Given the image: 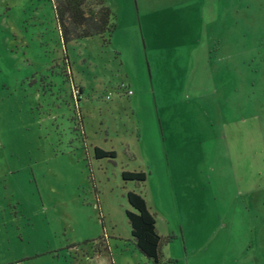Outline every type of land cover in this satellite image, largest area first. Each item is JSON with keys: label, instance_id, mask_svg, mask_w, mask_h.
<instances>
[{"label": "rangeland", "instance_id": "obj_1", "mask_svg": "<svg viewBox=\"0 0 264 264\" xmlns=\"http://www.w3.org/2000/svg\"><path fill=\"white\" fill-rule=\"evenodd\" d=\"M54 1L0 0V264H79L72 245L94 239L91 264H110L99 237L115 264H153L131 236L129 190L173 236L162 264H264V205H230L223 158L226 144L264 153V128L238 123L264 114V0H106L108 44H65ZM197 38L221 41L199 67L185 51ZM214 78L229 90L228 143ZM136 170L145 183L123 179Z\"/></svg>", "mask_w": 264, "mask_h": 264}, {"label": "trees", "instance_id": "obj_2", "mask_svg": "<svg viewBox=\"0 0 264 264\" xmlns=\"http://www.w3.org/2000/svg\"><path fill=\"white\" fill-rule=\"evenodd\" d=\"M54 11L61 38L65 44L95 35L102 37L103 42L108 44L112 39L106 41L104 35L108 34V37L112 38L117 29V24L113 23V13L106 0H55ZM95 151L98 158L116 156L114 150L107 151L101 147H95ZM122 175L125 181L145 183L149 172L123 171ZM127 199L130 208L127 209L126 214L136 249L151 263L162 264L165 261L162 246L173 239V236L166 238L159 232L156 213L152 211L142 192L129 190ZM95 242V239L86 240L72 245V247L80 246V249L75 250L74 259L77 263L91 264L90 259L94 257L97 247ZM99 242L98 251L109 257L110 264H115L107 241L99 237ZM169 261L171 262L170 259Z\"/></svg>", "mask_w": 264, "mask_h": 264}, {"label": "crops", "instance_id": "obj_3", "mask_svg": "<svg viewBox=\"0 0 264 264\" xmlns=\"http://www.w3.org/2000/svg\"><path fill=\"white\" fill-rule=\"evenodd\" d=\"M204 10V8H203ZM213 43L206 42L203 44V41L199 38L197 40L193 41L192 43L190 41H185V46L186 49L185 51L188 53L189 52V57L192 59L195 57V62L196 65L199 67V63L202 61L203 63H208L211 62L212 59V52L214 51V47H220L221 41L214 40ZM226 45V44H225ZM201 56L202 59L199 57ZM213 78V77H212ZM216 79H212L209 87H205L204 89L211 94V96L214 97L216 103L212 104V109L215 111L212 113L213 117L215 120L220 122V125L224 128L223 134L218 135L216 138H223L224 143H228L230 141V133H227V127L233 126L234 119L233 117H230L227 115V93L228 89L226 86L223 85H217ZM239 88H235L234 92L241 93L239 92ZM133 94V93H132ZM218 97V98H217ZM202 107L204 103L200 102L199 103ZM204 110L206 108L204 107ZM248 110V108H247ZM238 123H242L243 125H246L248 128H250L247 132H253L257 131L262 134L263 128H264V114H252L251 118L242 115L238 118ZM212 125V124H211ZM214 125V123H213ZM239 126V124H237ZM221 130V131H222ZM264 133V132H263ZM243 130H241L240 134H236L235 139L233 141H237L238 139L240 140L241 138L243 139ZM223 143V144H224ZM222 144V145H223ZM227 145V146H226ZM225 145V151L224 153V166L226 173L228 175V181L231 182L232 179V184L229 187L227 185L225 188L227 190L226 194L231 201V206L237 204H242V207H245L247 211H249V207H252L253 211L257 212L255 207H258L259 205H264V199H260L258 196V193L263 189L264 190V185L259 184L257 182V177L262 173L263 166H264V153H258L254 151V153H240L238 150H231V146L229 144ZM219 152V151H218ZM222 150L219 152L221 153ZM217 157V163L219 162L220 158ZM252 158V159H251ZM221 163V161L219 162ZM250 184V185H249ZM234 191H233V190ZM232 190V192H231ZM263 192V191H262ZM260 192L259 194H261ZM236 202V203H235ZM244 209V210H245ZM153 210V209H152ZM156 213V212H155ZM157 216V213H156ZM260 217V214H259ZM158 223V222H157ZM159 230V229H158ZM263 228L259 227L256 225V228H253L250 231V234L255 236H260L262 235Z\"/></svg>", "mask_w": 264, "mask_h": 264}, {"label": "built area", "instance_id": "obj_4", "mask_svg": "<svg viewBox=\"0 0 264 264\" xmlns=\"http://www.w3.org/2000/svg\"><path fill=\"white\" fill-rule=\"evenodd\" d=\"M131 93H132V91H131Z\"/></svg>", "mask_w": 264, "mask_h": 264}]
</instances>
